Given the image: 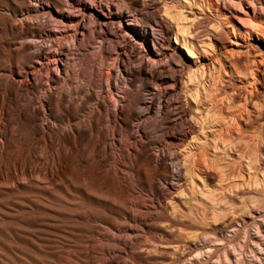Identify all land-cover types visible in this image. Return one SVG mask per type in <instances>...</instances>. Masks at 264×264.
Here are the masks:
<instances>
[{
    "label": "rangeland",
    "instance_id": "1",
    "mask_svg": "<svg viewBox=\"0 0 264 264\" xmlns=\"http://www.w3.org/2000/svg\"><path fill=\"white\" fill-rule=\"evenodd\" d=\"M84 2L128 6L148 37L106 34L86 17L92 28L79 26L74 42L69 29L59 48L56 10L31 1L41 26L32 49L55 55L68 83L48 88L42 70L33 107L40 126L70 127L78 152L53 166L49 145L0 148L3 193L30 180L49 191L0 197V264H264V0ZM0 4L10 16L16 2ZM64 14L69 26L76 18ZM21 202L36 213L30 203L45 204L44 216L28 221Z\"/></svg>",
    "mask_w": 264,
    "mask_h": 264
},
{
    "label": "bare ground",
    "instance_id": "2",
    "mask_svg": "<svg viewBox=\"0 0 264 264\" xmlns=\"http://www.w3.org/2000/svg\"><path fill=\"white\" fill-rule=\"evenodd\" d=\"M9 1H12V3L16 2L13 10L10 11V16L3 14V12H8V10L0 9V49H2L0 54L3 59L1 61L3 68L0 69V142L2 144H0V148L8 152L15 149L17 145H21L25 149V152H30L36 150V146L39 148L42 145H49L50 150L48 151L49 154L46 155L47 160L53 166H62L77 158V137L73 131H70V127L64 131L62 128L53 129L50 125L40 126L38 123L40 110L38 107L33 106L37 102V95L40 93V86L37 84V81L40 82L42 79L41 73L44 71V85L46 87H55L59 85V82L63 83L64 87H67L68 83H64L65 79L63 77H59L58 67L56 66L58 59L55 55L45 56L42 50L37 49L33 51L32 49L41 40L39 38L41 26L37 23L40 12L35 10L34 6L31 5L32 0ZM43 1L57 12V15L53 13L49 15L52 26L51 32L55 33V44H57L55 46L57 47L60 46L61 42L66 41L69 29L74 33L71 37L72 42H74L79 26L83 25L84 28L89 26L88 29L91 26L92 28L95 21L86 20V17L95 19L99 25L98 27L106 34L116 36L119 35V32L120 37L122 35V38L130 39L135 43L142 42L143 38L148 37V33L139 25V18L128 9V6L127 9H123L111 5L97 6L92 3L88 7L84 0ZM93 9H96L101 16L95 15ZM64 13L72 14L76 18L69 26H67L65 20H70L71 17L65 16ZM164 16H166V19L170 17L166 10H164ZM124 18L125 23L123 24ZM13 24H18L20 27H24V29L16 30ZM91 35L93 36L94 33ZM174 41L178 43V38L175 37ZM149 60L153 66L161 62L160 55L154 51H149ZM42 70L44 71L42 72ZM27 86L30 88L31 96L30 92H26V88H24ZM68 93L73 104H75L79 98L77 86L69 89ZM58 97L59 100L63 99V95H58ZM49 98L50 94H47L44 97V101L48 102ZM30 106H32V110L29 109ZM16 127L24 131L27 136L26 139H18L19 134ZM40 182L38 180H30L23 185L17 184L16 187L13 186V189H8L7 193H3L4 190L1 191L0 189V197L6 196L10 199L13 197V194H17L18 196L16 197L19 200L25 201V193L49 194L46 186L42 181ZM3 184L9 185L6 182ZM0 185L3 187L2 184ZM7 186L5 185L4 187ZM30 204L32 207L37 206L38 209H42L43 212L36 213L33 208L24 206L22 202L19 203L18 206L21 210L28 209V212L22 211L23 215H28V221L33 220L35 215L44 216L46 211L45 204ZM140 208L138 206L137 213L133 215V218L138 221H142L146 214ZM106 238H111L114 242L116 241V237L112 233H109ZM125 244L126 241L124 240L122 246L124 247ZM123 247L120 249H123Z\"/></svg>",
    "mask_w": 264,
    "mask_h": 264
}]
</instances>
